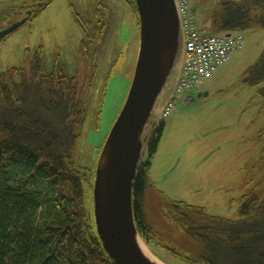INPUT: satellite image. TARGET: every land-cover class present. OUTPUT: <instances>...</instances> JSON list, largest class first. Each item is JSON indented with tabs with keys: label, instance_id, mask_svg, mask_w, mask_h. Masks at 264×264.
<instances>
[{
	"label": "trees",
	"instance_id": "trees-1",
	"mask_svg": "<svg viewBox=\"0 0 264 264\" xmlns=\"http://www.w3.org/2000/svg\"><path fill=\"white\" fill-rule=\"evenodd\" d=\"M51 2L35 0L22 6L2 27L17 23L22 9L31 10L25 14V24L30 22ZM131 5L140 25L136 1L131 0ZM192 6L197 26L210 34L264 28V0H193ZM77 18L86 40L97 41L104 21L84 20L78 14ZM86 40L81 46L83 61L87 59ZM42 67L40 50L20 84L14 77L17 68L0 75V264H115L98 236L94 217H90L86 174L75 161L78 137L87 121L86 81L55 71L48 80V96ZM242 80L258 87L264 98V50ZM164 126L161 121L151 133L133 183L138 232L147 243L155 234L163 248L164 234L156 230L147 207L149 170ZM258 141L263 154L251 182L258 179L240 197L236 218L209 215L204 206L184 201L168 202L165 213L171 216L167 224L180 228L182 248L191 251L186 254L169 248L179 261L264 264V125Z\"/></svg>",
	"mask_w": 264,
	"mask_h": 264
},
{
	"label": "rangeland",
	"instance_id": "rangeland-1",
	"mask_svg": "<svg viewBox=\"0 0 264 264\" xmlns=\"http://www.w3.org/2000/svg\"><path fill=\"white\" fill-rule=\"evenodd\" d=\"M34 1L0 0V31L11 14ZM22 10L18 21L31 11ZM77 14L84 20L104 21L97 41L86 40ZM138 22L131 0H52L30 22L0 39V75L17 68L14 77L19 84L40 50L48 96V80L55 71L85 79L87 121L78 137L75 161L86 174V206L93 217L94 184L103 146L134 78L140 48ZM243 34L242 48L232 53L211 80L189 90L192 99L186 104L180 101L178 109L165 119L152 159L148 211L156 230L164 234L163 242L186 254L191 251L182 248L180 228L167 224L171 216L165 213L168 202L184 201L204 206L209 215L236 218L240 197L258 179L251 182L263 154L258 137L264 125V98L258 87L245 85L242 77L264 50V28ZM85 40L87 59L83 61L81 46ZM157 118L154 112L151 122ZM150 237L147 243L140 236L160 261L189 264L158 244L155 234Z\"/></svg>",
	"mask_w": 264,
	"mask_h": 264
},
{
	"label": "water",
	"instance_id": "water-1",
	"mask_svg": "<svg viewBox=\"0 0 264 264\" xmlns=\"http://www.w3.org/2000/svg\"><path fill=\"white\" fill-rule=\"evenodd\" d=\"M135 1L140 18L137 65L127 100L103 146L94 184L97 233L115 264H152L136 240V234H140L133 211V183L147 142L174 87L184 52L176 0ZM25 22L26 17L2 29L0 39ZM154 112L159 118L151 122ZM105 155L110 159L104 172Z\"/></svg>",
	"mask_w": 264,
	"mask_h": 264
},
{
	"label": "built area",
	"instance_id": "built-area-1",
	"mask_svg": "<svg viewBox=\"0 0 264 264\" xmlns=\"http://www.w3.org/2000/svg\"><path fill=\"white\" fill-rule=\"evenodd\" d=\"M193 0H176L179 10L184 42L180 71L174 87L163 106L161 121L192 99L188 91L211 80L216 72L230 61L232 53L242 48L244 35L241 31H224L210 34L200 29L195 20Z\"/></svg>",
	"mask_w": 264,
	"mask_h": 264
},
{
	"label": "bare ground",
	"instance_id": "bare-ground-1",
	"mask_svg": "<svg viewBox=\"0 0 264 264\" xmlns=\"http://www.w3.org/2000/svg\"><path fill=\"white\" fill-rule=\"evenodd\" d=\"M110 159L109 155H105L104 159H103V171L105 172L107 170L108 167V160ZM136 240H137V244L140 247V251L142 252V254L152 263V264H164L162 263L160 260H158L157 258H155L150 252L149 250L146 248L145 244L142 242L141 238L139 237V235L136 234Z\"/></svg>",
	"mask_w": 264,
	"mask_h": 264
},
{
	"label": "flooded vegetation",
	"instance_id": "flooded-vegetation-1",
	"mask_svg": "<svg viewBox=\"0 0 264 264\" xmlns=\"http://www.w3.org/2000/svg\"><path fill=\"white\" fill-rule=\"evenodd\" d=\"M30 12H31V11H30ZM6 27H8V26H6ZM6 27H4V28H6ZM144 157H145V154H144ZM144 157H143V158H144ZM151 166H152V165H151ZM150 168H151V167H150ZM149 171H150V170H149ZM168 248H171V247H168L167 244H166V247H165L164 249H168Z\"/></svg>",
	"mask_w": 264,
	"mask_h": 264
},
{
	"label": "crops",
	"instance_id": "crops-1",
	"mask_svg": "<svg viewBox=\"0 0 264 264\" xmlns=\"http://www.w3.org/2000/svg\"><path fill=\"white\" fill-rule=\"evenodd\" d=\"M180 67H181V66H179V70H180Z\"/></svg>",
	"mask_w": 264,
	"mask_h": 264
}]
</instances>
